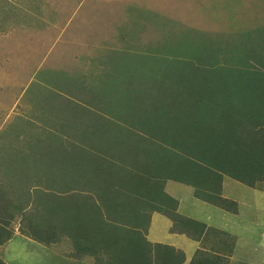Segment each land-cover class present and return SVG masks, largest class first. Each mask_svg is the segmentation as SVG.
<instances>
[{"label":"trees","instance_id":"16d2710c","mask_svg":"<svg viewBox=\"0 0 264 264\" xmlns=\"http://www.w3.org/2000/svg\"><path fill=\"white\" fill-rule=\"evenodd\" d=\"M6 3L0 14L13 23L16 3ZM103 50L95 80L87 72L69 74L79 82L73 95L99 108L101 114L92 119L83 120L86 113L62 94L70 92L73 78L63 80L49 71L33 84L40 92L61 93L51 91L30 119L20 124L16 119V145L1 150L46 153L62 162L52 161L60 168L49 175L39 176L37 168L30 181L23 171H16V182L11 172L0 171L7 186L5 192L0 184V247L12 236L16 215L19 232L40 245L68 238L67 255L74 259L104 252L106 264H127L125 247L133 246V256L140 257L137 238L147 244L149 261L154 256L158 264H183L182 253L146 242L153 213L172 222V233L195 241L207 232L229 236L180 216L178 200L165 192L168 182L191 187L195 198L232 214L237 204L222 196L224 178L264 191V25L215 34L178 29V39H168L163 47L140 50L131 43ZM70 109L81 127L78 141L66 135L76 137L79 127L63 133L37 114L50 111L59 124ZM21 178L30 185H20ZM189 264H227V256L197 250Z\"/></svg>","mask_w":264,"mask_h":264},{"label":"rangeland","instance_id":"374dc122","mask_svg":"<svg viewBox=\"0 0 264 264\" xmlns=\"http://www.w3.org/2000/svg\"><path fill=\"white\" fill-rule=\"evenodd\" d=\"M8 1L12 0H0V5H6ZM13 1L16 3V20L8 23L0 14V150L3 145H9L11 142L16 145V130L14 131L16 119L18 124L25 118L30 119V112L39 110L38 102L43 104L48 96L53 95L51 91L55 89H50L47 93L38 91L35 86L32 88L33 84L42 82L43 75L49 71L59 74L63 80L74 79L75 83L69 88L70 92L64 91L72 95L77 93L79 82L77 77L69 74L74 70L87 72L86 77L95 80L100 69L99 55L105 48H130L131 43L140 50L154 46L163 47L168 39L172 38L173 41L178 39V29H193L215 34L231 32V29L244 30L264 25V0ZM140 15L146 16L139 17ZM3 21L6 23L2 24ZM95 65L97 70L94 71ZM63 108L68 109L67 106ZM67 112L70 114L69 118H63V122L61 121L55 128L62 127L60 132L67 133L69 128L74 130L79 127L78 131L75 130L78 132L76 137L66 135L78 141L81 138H79L81 127L72 125L75 122L70 123L76 120L75 112L72 109ZM37 114H40L41 120L50 118L51 123L58 119L47 110ZM18 118L22 120L19 121ZM35 123L42 124L36 120ZM23 140L27 143L25 138L19 139L20 142ZM1 151L0 155L9 154V151ZM20 172L21 170L18 171ZM19 182L23 186L30 185L24 182L23 178ZM174 185L172 183V186ZM167 190L170 193V187ZM255 194L264 202L263 191L255 193L249 187L226 178L225 195L237 198L236 202L244 206L242 214L250 208L247 206L254 202ZM263 202L257 205L258 223L254 224V227L246 224L249 219L244 221L229 219L226 223L228 236L232 239L236 234L241 237L240 230L248 228L255 243L258 238L257 229L264 230V219L261 215V212L264 214ZM17 232L22 235L19 228ZM237 241L243 244L239 238ZM61 244L64 247L57 246L58 249L53 250L55 254L67 250L65 249L67 243L64 241ZM241 244L236 243L238 245L236 256L242 262L251 257L256 260L253 264H264V251L249 250L251 253L249 254L248 248L241 247ZM262 244L264 245V242ZM12 252L15 253L13 259H25L29 255L27 249L17 244ZM4 254L9 259L7 253ZM36 255L30 264H36L40 260L41 264H45L44 249H39ZM57 261L58 258H52V264H57Z\"/></svg>","mask_w":264,"mask_h":264},{"label":"crops","instance_id":"0c3cea01","mask_svg":"<svg viewBox=\"0 0 264 264\" xmlns=\"http://www.w3.org/2000/svg\"><path fill=\"white\" fill-rule=\"evenodd\" d=\"M52 92H57L61 93L60 91L53 90ZM63 96H66L68 98H71L75 101L76 104L80 106L81 113H86V116L83 117V120L86 118L92 119L95 117L96 114L99 113V108H95V105H92L91 103H86L85 99L81 100L77 99L76 96L73 94L69 95L66 93ZM62 103L63 105L69 106L68 103L63 102L62 99H57ZM53 103V102H52ZM90 114V116H89ZM75 118V117H74ZM72 125H78L76 120H74ZM57 123H54L53 126H56ZM52 126V127H53ZM0 171L2 172H11V176L15 177L13 180L16 182V171H23L27 174L30 178L32 176H35L34 170L38 168V171L40 172L39 176L43 175H49L52 171H57L60 167L58 165L53 166L52 161H59L62 162L60 158L55 157V159L46 153H37V154H21V153H16V151H13L12 153L9 154H4L0 155ZM20 161H22V164H20ZM61 165V163H60ZM16 167L17 170H16ZM62 169V168H61ZM5 178V177H4ZM2 183V179L0 178V184ZM6 179H4L3 184H1V188L5 187V192L7 191V186H6ZM35 184V183H34ZM33 184V186H34ZM32 185V184H31ZM170 187L171 191L168 193L167 188ZM28 190L29 194H33V189ZM99 187H97L98 189ZM12 193L15 191L14 194L11 195V199L14 205H16V184L12 185ZM225 189H226V178L223 179L222 182V196L224 198H227L225 195ZM252 191L255 193L262 192L261 190L258 189H252ZM24 191V190H23ZM87 191V190H83ZM165 192L170 195L171 197H174L178 200V207H177V213L185 218L191 219L193 221H196L198 223L204 224L207 228L216 230L218 232H224L227 233V221L229 219H234V220H239V221H244L246 219H249V222L246 224H250L249 226L254 227V224L258 223V215H259V210H258V203L263 202L261 199L259 200L257 194L254 195V202L247 207H250L245 213L242 214L241 210L242 207H244L241 203H237L236 199L237 198H227L230 200H233L237 203L238 206V212L237 214H232L227 211L221 210L217 207H214L208 203H205L197 198L194 197L193 194V189L191 187L185 186L178 184L177 186H172V183L168 182V184L165 186ZM264 192V191H263ZM85 194V193H84ZM35 194H34V199H35ZM6 196L4 197V199ZM31 199V196L29 197ZM30 203V200H29ZM264 203V202H263ZM262 218L264 219V214L261 212ZM11 226L13 227L14 231L12 233V236L10 237L9 240H7L1 247H0V259L5 262V264H30L32 260H34L37 257V252L39 249H44L46 255L44 256L45 258V264H52V258H58L59 261H57L59 264H99L96 262V257L98 256L101 257V261L106 264V261L108 260V256L104 252H100V254L92 255V254H86V253H81L82 255L79 257V259H74L71 256H68L67 254H70L71 252V243L69 242L68 238H62L59 242L52 244L51 246H43L40 245L39 243H36L35 241L26 238L22 235H20L17 230H18V223H16V215L14 219H11ZM171 227H172V222L164 215L159 214V213H153L150 218V223L149 226L146 230L145 233V239L146 242L151 243L152 245H161L163 247H169L172 248L175 252H180L184 255V263L183 264H189V262L192 260L194 257L195 253L197 250H202V251H214L217 254L223 256H227V264H239V263H244L246 264H253L255 263V259H247L246 261H241L238 256H236V251H237V246L236 243H239L238 238L243 242L241 244V247H246L248 248L249 254L250 251H255V250H262L264 251V245L262 242H264V230L263 231H258V238L254 242L252 232L248 228H242L240 230L241 237H238L236 233V237L234 238V243L233 245L231 244V237L229 236L228 238H224L223 234H213L211 232H207L204 237H202L201 240L195 241L190 239L184 234H179V233H172L171 232ZM232 232V231H231ZM90 240H94L93 237L89 238ZM230 239V240H229ZM66 242L67 245H65V249H67L63 253L55 254L54 249L57 246L64 247L61 243ZM137 243H140L139 247V252H140V257H135L133 256V246H131L130 250L128 248H124V259L127 264H158V261L155 260V257L152 256V261L148 260V246L147 244H144V242L141 240H137ZM132 242V241H131ZM130 242V244H131ZM16 244L20 247H23L28 250L29 255L25 259H13L15 256L14 252H12V249L16 247ZM51 247V248H49ZM232 248V252L229 254V249ZM166 249V248H161V250ZM167 252H170L171 250L166 249ZM137 251V248L136 250ZM9 256V259L5 257V254ZM114 252H111L108 255L113 256ZM111 257V256H110ZM241 261V262H240ZM56 262V263H57ZM54 263V259H53ZM57 263V264H58ZM115 260V264H116ZM36 264H41V260L38 261Z\"/></svg>","mask_w":264,"mask_h":264}]
</instances>
